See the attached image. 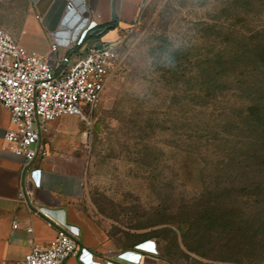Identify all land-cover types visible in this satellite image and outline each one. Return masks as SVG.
<instances>
[{
    "label": "rangeland",
    "instance_id": "374dc122",
    "mask_svg": "<svg viewBox=\"0 0 264 264\" xmlns=\"http://www.w3.org/2000/svg\"><path fill=\"white\" fill-rule=\"evenodd\" d=\"M28 11L0 0V28L16 35ZM113 41L119 63L79 121L89 217L175 264H264L262 125L241 106L259 83L231 64L264 45V0H147Z\"/></svg>",
    "mask_w": 264,
    "mask_h": 264
},
{
    "label": "crops",
    "instance_id": "0c3cea01",
    "mask_svg": "<svg viewBox=\"0 0 264 264\" xmlns=\"http://www.w3.org/2000/svg\"><path fill=\"white\" fill-rule=\"evenodd\" d=\"M146 2L29 0L28 14L16 35L3 29L20 45L43 56L50 52L48 34L60 44L72 35L77 44L72 49L61 46L58 58L76 59L92 48L120 40L124 30L138 24ZM73 18L79 21L78 30L62 32L70 30ZM56 66L57 72L66 69L64 62ZM79 121L65 116L48 123L41 135V153L24 168V161L3 139L12 125L9 111L0 102V264H25L34 247L47 248L54 242L59 227L79 235L81 252L66 264H175L147 245L114 240L89 217L83 203L85 134ZM122 254L140 255V260L122 261Z\"/></svg>",
    "mask_w": 264,
    "mask_h": 264
},
{
    "label": "built area",
    "instance_id": "2783aa9c",
    "mask_svg": "<svg viewBox=\"0 0 264 264\" xmlns=\"http://www.w3.org/2000/svg\"><path fill=\"white\" fill-rule=\"evenodd\" d=\"M78 22L73 18L70 30L62 32L71 34L78 30ZM70 36L60 44L48 34L50 52L43 56L20 45L0 28V102L9 111L12 125L3 139L13 154L24 161V168L41 153V135L48 123L65 116L88 122L83 107L93 111L98 106L119 63V50L114 44L92 48L76 59H59L61 46L72 49L77 44L78 40ZM62 62L66 69L57 72L56 65ZM49 219L52 225L54 221ZM13 228L18 229V224ZM78 239L77 233L59 227L54 242L47 248L34 247L26 255L25 264H66L81 252ZM119 259L139 262L140 255L122 254Z\"/></svg>",
    "mask_w": 264,
    "mask_h": 264
},
{
    "label": "trees",
    "instance_id": "16d2710c",
    "mask_svg": "<svg viewBox=\"0 0 264 264\" xmlns=\"http://www.w3.org/2000/svg\"><path fill=\"white\" fill-rule=\"evenodd\" d=\"M264 45H259L256 47L252 52L251 55L247 56L246 58H240L234 57L231 60V64L234 66H237L235 70L233 71V76L236 74V71H242V76H244L247 80L250 78L256 77L259 85H257L256 93L253 92V95L249 96V102L248 104H242V109L244 111L243 114L248 119V121H255L254 124L262 125L260 126L261 131L259 135H263V140L259 144V148H263L264 150ZM244 70V72H243ZM224 76H218L217 85L220 86L222 83L225 82ZM244 84V89L249 87L248 81L241 83ZM240 84V85H241ZM246 85V86H245ZM242 87L234 89L235 93H241L243 90ZM255 89V86L253 87ZM226 98V96H222ZM233 97V96H232ZM238 106V107H241ZM240 125V124H239Z\"/></svg>",
    "mask_w": 264,
    "mask_h": 264
}]
</instances>
